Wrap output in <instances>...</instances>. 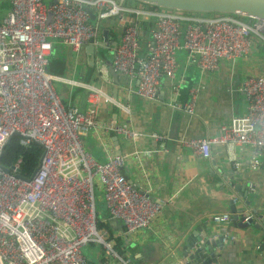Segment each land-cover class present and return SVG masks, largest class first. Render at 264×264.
Returning <instances> with one entry per match:
<instances>
[{
  "label": "built area",
  "instance_id": "built-area-1",
  "mask_svg": "<svg viewBox=\"0 0 264 264\" xmlns=\"http://www.w3.org/2000/svg\"><path fill=\"white\" fill-rule=\"evenodd\" d=\"M86 8L97 10V21L118 17L125 24L116 44L106 40L104 47L112 54L115 71L137 77L134 93L147 101L158 98L162 77L173 79L179 50L187 51L189 62L199 69L214 71L221 60L236 62L247 57L253 34L264 40V19L259 18L247 22L232 15L127 7L124 0H0V153L14 134L24 147L34 142L43 148L32 177L20 176L21 158L9 169L0 167V264H88L83 248L93 242L100 243L110 258L133 264L130 255L114 250V238L119 235H111L98 224L119 221L123 235L147 229L187 184L178 181L161 199L154 196L158 183L147 171L141 169L140 177L129 180L123 166L132 156L139 158L151 150L117 153L111 136L136 141L139 133L115 119L97 117L103 98L125 112L128 107L99 87L49 72L54 41L74 50L89 43L100 47L97 23H91ZM125 12L153 21L144 51L139 22L125 20ZM56 80L87 88V108L81 111L64 103L54 88ZM180 86L175 82L171 88L174 97L169 107L193 114L199 87H190L189 99L181 102L175 98ZM239 90L247 101L243 113L221 123L215 135L181 141L193 156L208 157L215 144L249 145L253 148L250 166L258 167L259 157L264 160V74L248 73ZM88 134L96 137L103 161L86 147L83 137ZM149 136L163 140L156 132ZM97 188L103 193L101 210L96 207ZM238 197L236 193L232 196L233 204ZM256 217L257 212L249 210L242 222ZM211 220L230 222L232 213H215ZM218 235L224 240L235 238L226 233L214 237Z\"/></svg>",
  "mask_w": 264,
  "mask_h": 264
},
{
  "label": "crops",
  "instance_id": "crops-1",
  "mask_svg": "<svg viewBox=\"0 0 264 264\" xmlns=\"http://www.w3.org/2000/svg\"><path fill=\"white\" fill-rule=\"evenodd\" d=\"M125 6L136 5L129 2ZM92 12L95 19L90 18V21L97 23L99 36L102 38L106 29L107 39L111 43L117 42L125 24L118 17L97 21V10L92 9ZM123 16L125 20L136 18L139 22L140 46L144 51L150 41L152 19L136 16L132 12H125ZM252 40L253 47L247 57L239 58L236 62L221 60L214 71L199 69L189 62L187 51L179 50L175 75L173 79H160L158 98L154 101H145L134 93L137 77L110 70L112 54L109 50L106 55L101 53L99 49L104 46H100L98 53L92 55L88 51V44L74 50L58 41L53 42L52 53L48 57L49 72L64 79L99 87L128 107L129 112H125L103 98L97 115L101 121L115 119L139 133L136 141L111 136L110 142L117 153L133 148L151 150L139 158L132 156L126 162L122 168L126 177L135 180L140 177L141 169L147 171L158 183L154 196L161 199L172 192L178 181H187L173 202L162 207L149 228L123 235L121 223L111 221L119 226L112 234L119 235L125 242V253L132 257L133 264H181L184 261L182 246L187 231L197 225L211 235L226 233L235 237L224 240L221 249L218 245L213 247L215 253L219 254L217 264H264V227L241 228L232 221L216 224L211 220L213 214L229 211L231 198L235 194L229 180L225 179L226 174L234 176L233 183L242 181L248 191L245 197L238 195L236 209L264 214V160L259 157V166L251 167L249 160L253 148L249 145L215 144L210 147L208 157L193 156L181 145V141L188 138L217 134L221 123L245 111L247 101L239 90L243 79L248 73L264 74V42L255 43L254 38ZM175 82L181 84L175 96L181 102L189 99L190 87H199L193 114L169 107L174 97L171 88ZM54 88L64 103H72L81 111L87 108V88L60 80L54 81ZM151 132L160 134L163 140L153 139L149 136ZM83 141L86 145H93L100 160H104L95 136L88 134ZM163 148L166 150L161 153ZM249 184L252 188L248 187ZM254 222L261 224L257 217ZM257 245L260 246L258 249ZM87 261L88 264H121L116 259L107 260L99 256L87 258Z\"/></svg>",
  "mask_w": 264,
  "mask_h": 264
},
{
  "label": "water",
  "instance_id": "water-1",
  "mask_svg": "<svg viewBox=\"0 0 264 264\" xmlns=\"http://www.w3.org/2000/svg\"><path fill=\"white\" fill-rule=\"evenodd\" d=\"M147 4H153L161 8H168L173 10H181L187 12H201V13H224V14H234L245 17L264 19V0H137ZM91 20L95 19L90 8H86ZM107 39V30H103V37L100 41V46H104V41ZM110 42V41H109ZM112 46L116 44L110 42ZM88 51L93 55L94 52L98 53V48L95 49L94 46L89 43ZM113 68L110 67V70ZM5 142L8 143L9 139ZM3 148L1 149L0 155L3 153ZM120 152V151H118ZM0 167H2L0 165ZM3 168V167H2ZM5 169V168H3ZM37 167L34 169L33 174L36 172ZM228 176V177H227ZM229 180V186L234 190L237 195L247 196L248 191L242 181L237 180L233 183L234 176H225ZM29 180L30 178H24ZM229 212L232 213V222L237 224L241 228H247L249 226H254L257 229L264 227V214L257 213V218L261 221L260 223H255L254 220L249 219L248 222H242L243 217L248 214V211L244 209L237 210L235 204L230 203ZM243 214V215H238ZM215 234V233H214ZM211 233H208L200 225L191 226L185 236V243L182 246V256L184 261L181 264H217V258L219 254L215 253L213 247L218 245L221 249L224 245V239L222 235H218L216 238L213 237Z\"/></svg>",
  "mask_w": 264,
  "mask_h": 264
},
{
  "label": "trees",
  "instance_id": "trees-1",
  "mask_svg": "<svg viewBox=\"0 0 264 264\" xmlns=\"http://www.w3.org/2000/svg\"><path fill=\"white\" fill-rule=\"evenodd\" d=\"M129 2L134 3L136 6L140 5L145 8H150V9L161 8L153 4H147V3H143L137 0H124V4L125 3L128 4ZM136 6H133V7H136ZM198 13H201V12H198ZM211 13H216V12H211ZM211 13H202V14H211ZM219 14L220 16L229 15V14H224V13H219ZM230 15L239 17L240 19L247 21V22L252 20L251 17H245V16H240V15H234V14H230ZM143 49L144 48H141V51H143ZM3 146H4L3 153L2 155H0V165L5 169H9L18 158H21L18 172L20 176L22 177H29L33 173L34 169L38 166L40 162V158L43 154V148L40 144L33 142L29 146L24 147L19 144V138L15 134L12 135L8 143L4 144ZM86 147L92 152V154L98 160H100L98 151L93 145H86ZM98 226L105 227L111 233V235L113 232H115L119 228V226L111 223V220H107L105 223H99ZM121 228L123 230L122 225H121ZM124 244L125 242L122 240L120 236H117L114 238V246H113L114 250L122 256L126 254Z\"/></svg>",
  "mask_w": 264,
  "mask_h": 264
},
{
  "label": "rangeland",
  "instance_id": "rangeland-1",
  "mask_svg": "<svg viewBox=\"0 0 264 264\" xmlns=\"http://www.w3.org/2000/svg\"><path fill=\"white\" fill-rule=\"evenodd\" d=\"M5 3H7V1H5ZM174 11L185 13V11H177V10H174ZM205 15L211 16V17L220 16L219 13H211V14H205ZM262 35L264 37V31L262 32ZM251 37H252V39L254 38L255 43H257L258 41L264 42L263 39L257 37L254 34ZM99 50H100L101 53H104L105 55L108 52V49L106 47H100ZM102 194H103L102 190L97 188L96 191H95L97 210H101V199H100V197L102 196ZM83 253L85 254V256L87 258L99 256L100 258H103V259H107V260L110 259V257L108 256L107 252L101 247V244L98 243V242L89 243L87 246H85L83 248ZM91 264H94V263H91Z\"/></svg>",
  "mask_w": 264,
  "mask_h": 264
},
{
  "label": "flooded vegetation",
  "instance_id": "flooded-vegetation-1",
  "mask_svg": "<svg viewBox=\"0 0 264 264\" xmlns=\"http://www.w3.org/2000/svg\"><path fill=\"white\" fill-rule=\"evenodd\" d=\"M144 100V99H143ZM145 101H147V100H145Z\"/></svg>",
  "mask_w": 264,
  "mask_h": 264
}]
</instances>
